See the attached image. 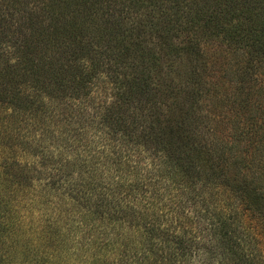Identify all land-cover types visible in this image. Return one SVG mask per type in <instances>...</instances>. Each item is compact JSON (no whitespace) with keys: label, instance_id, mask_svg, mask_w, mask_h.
<instances>
[{"label":"trees","instance_id":"obj_1","mask_svg":"<svg viewBox=\"0 0 264 264\" xmlns=\"http://www.w3.org/2000/svg\"><path fill=\"white\" fill-rule=\"evenodd\" d=\"M54 117L43 171L0 141V264H264V0H0V131Z\"/></svg>","mask_w":264,"mask_h":264},{"label":"rangeland","instance_id":"obj_2","mask_svg":"<svg viewBox=\"0 0 264 264\" xmlns=\"http://www.w3.org/2000/svg\"><path fill=\"white\" fill-rule=\"evenodd\" d=\"M116 1V0H115ZM114 6L116 7V4H114ZM17 37V36H16ZM15 46V44H10V46H8V49H12ZM97 88H95V92H93V95L96 94L97 96V104H110V102L115 101L116 100V95L113 93L114 89H107V85L106 84H102L99 88L98 91H96ZM231 90V89H230ZM116 91V89H115ZM255 92H257V90H255ZM105 98L109 99L106 100ZM77 105H80V102L77 103ZM135 112H138L140 115L143 114V116H147L150 114V111H148L147 109H143V110H138V106L135 105ZM93 107L87 109L85 112L81 111V109H79L77 106H73L74 112H77L79 114L83 113H94L92 109ZM54 113H52V117H53ZM93 116V115H92ZM90 116V118L92 117ZM55 121V117L51 118L49 121H47V123L45 125L47 126H43L40 124H29L25 129L21 130L20 128L18 129H9V130H1L0 131V141H2L4 139V136L6 134L10 133V138L14 139L13 143L15 144V146L17 148H20V146L23 145V147L27 148L29 145L31 147H34L36 149V151H41L43 154H40V157H38L36 159V161H34V165L32 164V166H34L37 170H41L43 171V168L46 167H50V165L54 164V157L53 155V149H55L56 146H58V137H57V129L59 128V125L57 124V122H52ZM52 122V123H51ZM51 123V124H50ZM44 124V123H41ZM85 138V142L87 144V146L85 148L81 147L79 149V153L81 154L80 157V162L83 164V161L85 160L89 165H93L95 161H103V163H108L109 159L112 157V155L114 154V152L116 151V147L114 145V142L112 141V139L107 138L106 135H102L101 133H95L94 130H88L85 129L81 132ZM17 138V139H15ZM100 147V149L97 148V146ZM104 145H107V150H104L103 153H101V149H104ZM70 158L72 156H69ZM58 158H63L62 156L60 157H56L55 159ZM28 160V159H27ZM71 161V160H69ZM250 162V161H249ZM126 168L128 169V172L126 173V175L131 174L133 177L135 176L134 173V169H132V167L126 165ZM113 169V168H110ZM112 171V172H111ZM108 171L107 173H105V178L106 180H112V179H116V173L113 170ZM118 176V175H117ZM118 179V178H117ZM116 179V182L114 183V190H116V185L118 184V181ZM261 180L259 177H256L255 180V186H258L260 184ZM35 186L36 189L40 190L41 187L39 185V182H35ZM118 192V191H116ZM91 226L93 231L96 228V233L99 234L100 233V227L97 226H93V225H87L86 229ZM136 234V233H135ZM98 246L97 244L95 245V249H97ZM93 247H90V249H93ZM94 249V250H95ZM98 253H102L103 252V248H99L97 249ZM93 254V253H92ZM93 260V258L90 256L88 258V263H90Z\"/></svg>","mask_w":264,"mask_h":264}]
</instances>
